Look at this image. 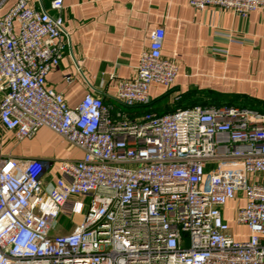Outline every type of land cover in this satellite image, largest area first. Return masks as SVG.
<instances>
[{
    "label": "built area",
    "instance_id": "2783aa9c",
    "mask_svg": "<svg viewBox=\"0 0 264 264\" xmlns=\"http://www.w3.org/2000/svg\"><path fill=\"white\" fill-rule=\"evenodd\" d=\"M188 4L264 12V0ZM163 38L155 28L134 76L118 80L122 106H147L151 83L173 85ZM64 49L59 14L17 0L0 16V126L16 142L47 129L81 153L48 161L0 148V264H264V113L191 106L130 116L92 93L69 107L46 83ZM238 198L244 240L230 236L222 211Z\"/></svg>",
    "mask_w": 264,
    "mask_h": 264
},
{
    "label": "crops",
    "instance_id": "0c3cea01",
    "mask_svg": "<svg viewBox=\"0 0 264 264\" xmlns=\"http://www.w3.org/2000/svg\"><path fill=\"white\" fill-rule=\"evenodd\" d=\"M16 2L0 0V16ZM29 4L62 19L64 54L47 74L46 83L62 93L69 107L92 93L130 116L143 110L162 114L231 103L264 108V12L251 11L244 17L218 8L195 12L188 0H62L58 13L50 9V0H29ZM157 27L164 31L160 55L177 65L174 83L168 88L151 83L147 106L124 107L114 99L118 80L134 76L140 53ZM66 76L70 82L64 80ZM175 94L178 101L173 100ZM0 148L5 155L21 158L81 157L47 129H40L31 140L16 142L0 126ZM222 211L229 226L230 201ZM242 227L244 236L234 239L247 238L248 230Z\"/></svg>",
    "mask_w": 264,
    "mask_h": 264
},
{
    "label": "rangeland",
    "instance_id": "374dc122",
    "mask_svg": "<svg viewBox=\"0 0 264 264\" xmlns=\"http://www.w3.org/2000/svg\"><path fill=\"white\" fill-rule=\"evenodd\" d=\"M242 203H243V200L241 198L230 201V210H231L232 217H231L230 222H229L228 233L230 234V236L235 237V238L244 236L243 235L244 234L243 229H241V228H243L242 225L238 224L234 219V211L239 206H241ZM65 222H66V220L64 218L60 220V224L65 223ZM60 231H64V230H60Z\"/></svg>",
    "mask_w": 264,
    "mask_h": 264
},
{
    "label": "trees",
    "instance_id": "16d2710c",
    "mask_svg": "<svg viewBox=\"0 0 264 264\" xmlns=\"http://www.w3.org/2000/svg\"><path fill=\"white\" fill-rule=\"evenodd\" d=\"M226 106H230V107H234V106H237L236 104H229V105H226ZM143 107V106H142ZM238 108H246V109H252V110H255V111H258V112H260V113H264V108L263 109H256V108H252V107H247V106H244V105H238L237 106ZM135 108V107H134ZM138 108H140V107H138ZM143 110V109H142ZM141 110V111H142ZM146 111V110H145ZM144 112V110L142 111V113ZM133 115V114H132Z\"/></svg>",
    "mask_w": 264,
    "mask_h": 264
}]
</instances>
